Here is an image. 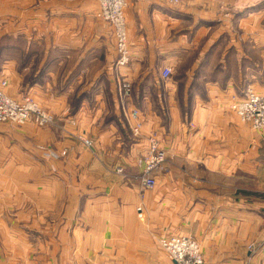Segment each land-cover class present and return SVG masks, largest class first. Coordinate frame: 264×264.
I'll use <instances>...</instances> for the list:
<instances>
[{
  "label": "crops",
  "instance_id": "0c3cea01",
  "mask_svg": "<svg viewBox=\"0 0 264 264\" xmlns=\"http://www.w3.org/2000/svg\"><path fill=\"white\" fill-rule=\"evenodd\" d=\"M98 9L92 0L45 2L37 9L38 27L49 28L41 62L10 77L12 97L34 99L57 122L0 126V161L9 139L27 172L51 173L48 185L59 191L51 205L33 198L20 212L17 221L31 225L28 244L44 254L58 248L57 262L42 255L43 264H174L131 246L179 235L201 245L205 264H264V132L230 110L249 89L264 94V0H128L131 61L120 70ZM119 78L131 85L125 107ZM152 138L166 171L145 192L138 176Z\"/></svg>",
  "mask_w": 264,
  "mask_h": 264
},
{
  "label": "rangeland",
  "instance_id": "374dc122",
  "mask_svg": "<svg viewBox=\"0 0 264 264\" xmlns=\"http://www.w3.org/2000/svg\"><path fill=\"white\" fill-rule=\"evenodd\" d=\"M92 1L96 3L94 0ZM242 1L246 3L248 0ZM259 1L260 3L263 2V0ZM45 2L49 5H53L56 4L58 0H0V87L3 81H7L8 90L6 93L10 97H12L9 92L11 88V75L13 73H20L22 69L27 67L30 68V65L37 66L41 62L44 49L43 46L38 44H42L43 38L45 37L44 33L48 32L49 28H43V21H40V26L38 27L37 22L42 20V18L41 14H38L37 9ZM260 18L262 19V17ZM101 21L104 22L103 20ZM54 30L55 29L51 32V35L56 33ZM29 42L32 44L29 45ZM12 63H14L13 70L11 68ZM28 81L29 79L27 78L24 83ZM20 90L22 92V88H20ZM12 98L15 99L14 97ZM15 100L21 102L20 100ZM129 100L130 98H128L126 103H128ZM31 123L33 122H30V124ZM35 126L40 128L36 124ZM23 127L25 126L5 124L3 128H7L8 131L13 130L18 132L22 130ZM51 128H54V126ZM14 142L16 143V141ZM11 145L12 141H9V139L4 142L3 149L5 154L0 161V264H43L44 261L41 259L42 255L44 259L46 257L57 262L59 256L57 251L58 248H52L53 250L51 249V253L44 254L37 245L31 247V245L28 244L27 230L24 229L26 222L29 223V221L27 217H24L25 220L22 222L17 221V219L20 212L26 216L28 200H32L33 198L44 199L49 206L51 205L52 199H57L59 191L48 185V182L53 180L51 173L49 175L48 172L44 173L41 169L39 172L35 171L29 174L27 172V157H16L14 155L15 152H11ZM27 148L26 145H22V149H24L25 152ZM66 155V151L62 153V156ZM140 176L141 173L138 178ZM16 203L20 204L22 208L19 209L20 206L16 205ZM58 208L59 205L57 204L55 213L51 212L48 217V221H50L53 227L58 225ZM30 226L29 223V227ZM32 238L31 236V239ZM52 239L53 244L58 241L56 237L50 238V240ZM32 241L33 240H31L30 243H32ZM141 242L145 244L138 246L132 244V251L141 248V252H146L145 259H157L171 262L166 253L160 248L158 244L159 238L148 235V238L142 239ZM136 253L137 252L130 254V259H135Z\"/></svg>",
  "mask_w": 264,
  "mask_h": 264
},
{
  "label": "built area",
  "instance_id": "2783aa9c",
  "mask_svg": "<svg viewBox=\"0 0 264 264\" xmlns=\"http://www.w3.org/2000/svg\"><path fill=\"white\" fill-rule=\"evenodd\" d=\"M98 5V18L106 22L113 30L118 54L115 69L120 70L130 64L131 54L129 50L128 29L125 11L128 0H94ZM169 6L178 7L184 0H162ZM170 69H165L163 76L168 79L172 76ZM117 93L120 103L125 107L126 101L131 97V85L119 78L116 80ZM8 82L3 81L0 87V126L13 124L24 126L33 122L40 128L57 125L56 119L45 111L39 103L28 97L18 102L6 93ZM230 110L245 124L257 132H264V94H259L249 89L241 100L234 99ZM130 120L138 121L139 115L132 112ZM142 125L132 127L133 136L139 138ZM88 146L91 143L85 142ZM140 187L142 191H152L157 186L156 174L166 171L167 158L162 150L160 142L152 138L148 150L141 160ZM121 172V171H120ZM141 213V209L138 210ZM160 248L166 253L174 264H205L201 245L186 236H171L161 238L158 242Z\"/></svg>",
  "mask_w": 264,
  "mask_h": 264
}]
</instances>
